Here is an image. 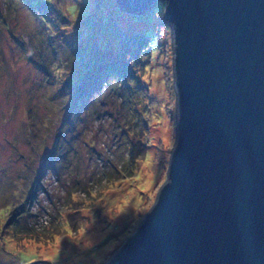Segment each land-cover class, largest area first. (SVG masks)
I'll list each match as a JSON object with an SVG mask.
<instances>
[{"label":"rangeland","instance_id":"1","mask_svg":"<svg viewBox=\"0 0 264 264\" xmlns=\"http://www.w3.org/2000/svg\"><path fill=\"white\" fill-rule=\"evenodd\" d=\"M81 1L69 0L67 3L76 5ZM96 1L99 2L97 6L94 5ZM85 2L89 3L88 7L81 3L72 13L66 10L73 18L59 28L62 32L53 38L55 47L60 45L61 39L84 28L88 12H95L100 6L96 13L102 23L98 24L101 43L109 48L110 55L126 56L131 63L129 56H134L133 50L120 55L125 46L116 40L113 30L116 31L115 24H118L128 31V20L133 15L121 10L126 18H119V23L109 19L110 16L103 20L104 13L109 15L110 12L106 0ZM58 4L65 9V2ZM165 5L166 2H158L145 16L154 36L151 49L139 51V56L146 62L137 68L136 60L131 63L132 87L135 91L139 83L141 87L140 93L131 96L133 106L140 110L133 116L138 124L130 120L118 128L112 123L115 135L120 134L116 142L110 133L109 121L101 126H97L95 120L90 121V116L84 119L86 124L73 121L74 124L72 122L65 129L68 143L64 141L58 150L55 148L58 129L68 114L63 80L73 75L72 70L77 69L78 64L68 60L71 59L69 52H66L67 59L62 57L61 63L55 58L49 60V66L56 61L59 68L51 66L45 73L37 64L28 62L18 41H22L26 49L30 47L34 59L39 60L38 44L50 31H43L46 27L36 24L35 16L19 1L0 0V264H105L153 207L157 192L167 178L177 136L173 37L171 26L163 20ZM70 42L73 43L68 38V44ZM82 53L83 58H89L85 51ZM53 55L52 50H44L40 64ZM113 79L107 89L110 93L122 86V81ZM124 86L125 89L128 87ZM119 104L115 100L112 110L118 109ZM83 110L77 109L78 119L84 114ZM101 115L109 119L108 115ZM142 120L147 125L143 138L132 132L134 143H130L127 137L121 136V132L144 128ZM78 134L81 141L74 152L71 144L73 140L76 142ZM122 140L128 143L122 144ZM55 149L59 153L67 152L59 161L61 165L57 161L55 164L54 158L50 161ZM124 150L125 157L128 150L134 152L136 166L129 176L106 179L103 171L110 167L109 160L117 163ZM65 162L71 164L65 168ZM52 165L55 168H51ZM77 177L88 184V193L72 189L77 188ZM67 189L73 192L71 197L67 196ZM19 204L37 213L35 220L39 226H49L50 218L60 213L61 232L54 233L51 228L52 233L47 236L22 234L16 238L6 218L10 209Z\"/></svg>","mask_w":264,"mask_h":264},{"label":"water","instance_id":"2","mask_svg":"<svg viewBox=\"0 0 264 264\" xmlns=\"http://www.w3.org/2000/svg\"><path fill=\"white\" fill-rule=\"evenodd\" d=\"M166 2L176 140L153 207L105 264H264V0Z\"/></svg>","mask_w":264,"mask_h":264},{"label":"trees","instance_id":"3","mask_svg":"<svg viewBox=\"0 0 264 264\" xmlns=\"http://www.w3.org/2000/svg\"><path fill=\"white\" fill-rule=\"evenodd\" d=\"M7 2H17L19 1V4L21 6H24L28 9L29 12L32 13V15L35 16L34 20L36 24H38L44 30H49L50 33H46L44 37H42V41L40 44H38V51H39V60L42 59V53L44 50H52L54 55L50 58H47V62L43 63L34 59V55H32L30 52V47L26 49L24 43L21 41H18L19 47L24 50L25 57L27 58L28 62L35 63L39 66V69L42 72H48L49 68L51 66H54L57 63L62 62L63 59H67L68 55L66 52H69L71 55V60L74 62V64H78V68L72 70L73 75L69 77L68 79L63 80V87L65 88V99L66 103L65 105H68V114L65 115L64 119L62 120L61 126H59L58 134L56 138L55 148L60 149V146L63 144L64 141L67 142V137L65 136V129L66 127H70L67 125L72 124L73 121L81 122V124H86L87 121L84 120L86 117L89 118L92 122L95 120L97 121V126H101L107 121L110 123V133L112 134V137L117 141L120 139V134L114 133V129L111 126L112 123H115V126L119 128L121 124L127 123L131 120V123L138 124V121L134 122V117L138 111L140 110L133 106V96L135 92L140 93L139 90H141L140 83L136 87V91L132 87L133 82L130 79L131 77L129 75L134 74L133 69L131 67V63L134 60H136V68L140 65L144 64L146 60L144 57H140L139 51L141 50L146 51L149 48L151 49L152 40L154 38L153 34H151V25L149 22V19L146 18V15L150 14V10L147 11L144 15H133L130 20H128L129 23V30H124L122 32V27L120 25H116V31L113 30L114 34L117 35V41L122 43V46H125L123 51L120 52V55L126 53V50L128 52L132 51L134 52V56H131L129 53V58H132L131 63L129 62L128 57L126 56H118L115 57L116 54L110 55L109 48L104 46L101 41V37L98 34V24H101V18L98 17V14L96 13L99 7H97L95 12H91V10L88 12V16L85 20L84 28L80 27L78 32L75 33V35H71V37H65L64 39H61V43L59 46L54 45L53 38L60 34V27H62V24H66L69 20L73 18V16H69L66 13L67 12H73L81 5H86L88 7L89 3H86L85 0H82L81 3L77 2L78 4L72 5L68 4L67 2L69 0H6ZM60 1H63L66 3L65 9L61 7L60 4H58ZM74 2V0H71ZM105 0H102L104 2ZM72 2V3H73ZM97 2V1H96ZM95 3L94 5H98ZM107 7L109 8V15L104 13V16H102L103 20L107 16H110L115 22H118L119 18L122 16L125 17L124 12H121V9L119 7V3L116 2V0H106ZM153 9V8H152ZM84 11V10H83ZM47 14L53 15V17H48ZM145 17V18H144ZM126 18V17H125ZM115 29V28H114ZM40 32H42L40 30ZM52 32V33H51ZM62 32V31H61ZM74 37V38H73ZM68 38L73 41L68 44ZM67 40V41H66ZM26 44V43H25ZM59 49H58V48ZM125 50V51H124ZM83 51L89 56V58H83ZM141 52V53H142ZM137 53V54H136ZM136 54V55H135ZM51 55V52L50 54ZM64 55V56H63ZM143 55V54H142ZM55 58L54 63L49 66V62ZM127 58V59H126ZM50 60V61H49ZM122 60V61H121ZM138 60V62H137ZM82 61V62H81ZM85 61V63L83 62ZM70 62V61H69ZM68 62V63H69ZM139 63V64H138ZM68 65V64H67ZM56 66V65H55ZM121 67L118 69V67ZM59 68V66H56ZM82 69H85L87 72L82 71ZM111 78H116L118 81H122V86L117 90L115 89L114 92L110 93V81ZM109 79V80H108ZM113 79V80H114ZM51 82V81H50ZM131 82V83H130ZM53 83V82H51ZM130 83V84H129ZM127 85L128 87L125 89ZM62 87L60 90L62 91ZM134 90V91H132ZM133 94H132V93ZM115 100H118L119 107L118 109L112 110V103L115 102ZM141 104V102H139ZM135 104V103H134ZM123 106V107H122ZM76 107V110L74 112V108ZM82 108L84 109V114L82 115L81 119L79 118V114L77 113V109ZM72 110V111H71ZM74 112V114H73ZM101 114L108 115L109 119L103 118ZM104 120V121H103ZM144 124V128L139 127L138 130H128L127 132H121V136L127 137L128 141L130 143H134L131 138V133H139L137 134L138 137H142L144 133L146 132L147 125L145 120H142ZM74 124V122H73ZM105 126V125H104ZM107 126H105L106 128ZM130 132V133H129ZM126 133V134H125ZM80 137L78 134V137H76V142L74 143V140L72 142V149L74 152H76V144H79ZM127 140H122V144L128 143ZM68 143V142H67ZM88 143V142H87ZM69 147L68 150H71ZM55 149L54 155L52 158H50V161L54 158L55 161L59 162L61 157H64L67 152L59 153ZM127 150V149H126ZM125 150L119 156L118 162H114L113 160H109L111 165L109 168L106 169V171H103L105 173L104 176H106V179L114 180L118 178L120 175L122 176H129V173L131 172L136 164L137 160H134L133 151L128 150V156L125 157ZM140 152V151H139ZM116 153V152H115ZM140 154V153H139ZM138 154V155H139ZM122 157V158H121ZM102 160V158H101ZM56 164V163H55ZM61 165V162H59ZM70 163L65 162L64 166L67 168ZM55 168V166H51V168ZM125 174V175H124ZM88 184L86 182H83L81 178L77 177L75 180V187L73 188L75 191H81L83 193H88L89 189L87 188ZM82 188L85 190L83 191ZM68 190V189H67ZM71 193L73 195V192L69 189L67 196L71 197ZM67 199V198H66ZM65 199V200H66ZM69 201V199H68ZM13 205V204H12ZM10 205V206H12ZM27 206L23 204L15 205L13 206L8 215H7V221H8V227L10 228V231L14 233L16 238H19V235L25 234V235H45L47 236V233L51 234V228H53L54 233H60L61 232V220L60 219V213H57L56 215H53L50 218V225H41L39 226V223L37 220H35V217H37V213L33 212L31 208L28 209ZM0 208H2L0 206ZM128 238V237H127ZM126 238V239H127ZM119 249V248H118Z\"/></svg>","mask_w":264,"mask_h":264}]
</instances>
